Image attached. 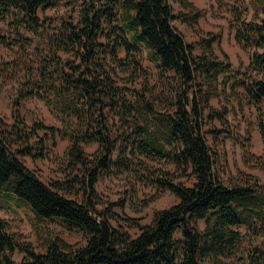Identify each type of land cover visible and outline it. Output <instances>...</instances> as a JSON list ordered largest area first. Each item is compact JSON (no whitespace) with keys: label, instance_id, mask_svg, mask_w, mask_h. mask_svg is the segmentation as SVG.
<instances>
[{"label":"trees","instance_id":"1","mask_svg":"<svg viewBox=\"0 0 264 264\" xmlns=\"http://www.w3.org/2000/svg\"><path fill=\"white\" fill-rule=\"evenodd\" d=\"M58 2L0 0V18L30 32L33 45L27 60L0 65V79L14 91L15 120L4 127L0 121V209L25 207L39 236H46L43 251L36 252L0 217V264H217L230 257L242 264H264V183L251 176L241 184H227L216 170L217 154L204 131L210 100L233 79L229 87L242 88L257 112L263 144L257 160L264 171V0H253L262 16L241 20L235 30L236 42L252 50L249 68L256 75L246 79L241 71L232 73L223 51L222 58L215 54L218 34L201 39L202 53H194L172 23L176 16L169 0H89L77 24L66 17L50 33L37 10ZM173 2L187 11L184 22L196 24L200 9L189 0ZM0 42H5L2 35ZM142 51L158 71L161 89L152 98L115 79L118 71L143 70ZM164 89L170 95L161 111L156 100L164 97ZM34 98L46 104L60 128L35 123L23 132L17 108ZM44 129L46 137L58 134L69 142L65 180L45 183L21 160L47 157V141L38 135ZM32 137L39 138L35 145ZM89 144L98 146L92 154L83 147ZM161 160L175 169L150 164ZM176 171L191 177V184L176 181ZM119 174L169 190L178 201L156 210L151 223L132 236L111 224L115 213L110 207H97L99 178ZM69 188L76 189V197L66 196ZM199 220L205 221L203 228ZM52 222L79 232L85 242H66L51 231ZM241 226L259 243H246L235 229ZM178 232L181 239L175 237ZM15 250L24 254L20 261L12 258Z\"/></svg>","mask_w":264,"mask_h":264},{"label":"rangeland","instance_id":"2","mask_svg":"<svg viewBox=\"0 0 264 264\" xmlns=\"http://www.w3.org/2000/svg\"><path fill=\"white\" fill-rule=\"evenodd\" d=\"M89 0H59L56 5L42 6L37 10V14L50 33L57 31L62 24V20L68 17L73 24L79 22V12L83 5ZM176 18L173 20L174 27L180 31L187 43L192 44L194 53H202L199 42L208 38L212 34H218L220 40L213 44L215 54L222 58L223 51L232 64V73L241 71L242 78L256 75L249 68L250 54L252 50L243 49L235 40V30L241 20H258L262 14L254 4L253 0H189L195 7L200 9L201 16L194 25H189L183 21L182 17L187 11L178 3L169 0ZM0 35L5 39L0 42V65L2 61L14 60L21 63L27 60L28 53L32 51V43L29 42L32 34L23 28L12 27L8 18H0ZM64 59L72 58L70 53H61ZM124 57V53H120ZM140 61L143 70L135 73L118 71L115 77L119 85H124L130 90H142L146 96L154 97L159 91L158 71L146 59L145 52L140 53ZM19 69V67H18ZM0 79V121L4 127L15 123L13 117L11 85ZM224 79L220 76V81ZM233 79L227 82L224 90L210 100L211 111H206L204 125L205 137L208 145L217 154L216 170L220 177L227 184L243 183L247 177H257L264 183V171L259 165L258 157L263 153V144L257 126V112L255 107L249 103L242 88L235 91L229 85ZM164 97L156 100L157 108L161 111L167 109L166 97L169 91L164 89ZM162 95V94H161ZM17 115L24 120L23 132L30 131L35 123L44 126L60 128V123L49 112L46 104L40 99H25L20 102L17 108ZM47 130L38 131V135L45 139V151L47 157L31 158L22 156L21 160L25 166L33 171L45 183L54 180H65L68 170L64 160L65 150L69 145L66 138L58 134L46 137ZM39 138L32 137L30 143L35 145ZM21 143V142H20ZM40 145V144H39ZM87 154H92L98 148L97 144L84 145ZM154 167L164 168L173 171L175 168L168 162L153 161L150 163ZM178 173L177 171L173 174ZM176 181L190 185L191 177L176 175ZM67 188V187H66ZM98 204L100 211L110 207L115 217L111 224L118 229L127 231L132 236H136L139 228L151 223L156 210L167 208L175 204L178 199L169 190L160 191L156 187L135 182L126 174L116 176H101L96 184ZM66 190V196L76 197V189ZM76 199V198H75ZM78 199V198H77ZM0 217L3 218L10 232L17 233L21 239L29 243L36 252L42 250V239L46 236H39L31 222V213L25 207L17 208L14 211L0 209ZM204 220L198 221V226L203 228ZM51 231L60 235L70 244L80 245L85 242V238L79 232H69L57 223L52 222ZM42 228V231L45 232ZM236 230L245 236L246 243L258 240L250 239L247 229L244 226L235 227ZM50 233V232H48ZM47 233V235H48ZM175 237L181 239L178 232ZM24 254L15 250L12 258L20 261ZM215 264V263H214ZM217 264H242L240 260L234 258H223L222 263Z\"/></svg>","mask_w":264,"mask_h":264}]
</instances>
